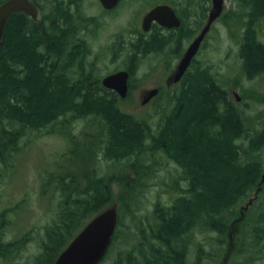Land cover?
Masks as SVG:
<instances>
[{
  "label": "trees",
  "instance_id": "obj_1",
  "mask_svg": "<svg viewBox=\"0 0 264 264\" xmlns=\"http://www.w3.org/2000/svg\"><path fill=\"white\" fill-rule=\"evenodd\" d=\"M43 1L54 10L48 13L39 3L38 21L21 12L10 16L0 50V175L18 164L28 132L47 130L67 142L51 167L38 174L44 179L42 191L47 186L59 196L51 222L41 229L33 264H53L84 225L111 204L113 186L119 192L120 212L133 214L141 207L139 193L149 186L153 170L169 162L180 170L178 180L171 181L176 193L167 205H156L148 234L138 228L137 248L111 264L220 263L227 228L260 183L264 111L256 118L246 115L218 77L198 65L178 89L168 91L160 122L152 125L136 118L120 107L123 99L101 85L94 74L97 68L88 63L92 50L85 44L80 49L75 40L78 28L72 31L71 23L79 15L73 16L69 3ZM234 1L240 8L233 13L239 34L232 37H238L243 73L253 79L264 74V26H258L260 20L264 25V0ZM241 9L247 10L245 20ZM136 49H127L128 55L146 54ZM123 50L113 49L112 55ZM258 101L264 103V98ZM74 120L84 126L78 136ZM85 153L88 167L78 163ZM100 154L111 163L105 172L98 165ZM263 189L264 184L254 200L258 205L252 206L261 211L254 217L244 212L240 221L239 236L248 238L254 255L238 262L239 252H234L229 264H249L255 249H264ZM2 218L0 213V261L15 264L20 246L14 240L4 242ZM122 224L118 215L105 256ZM243 245L240 255L248 251L244 240Z\"/></svg>",
  "mask_w": 264,
  "mask_h": 264
},
{
  "label": "rangeland",
  "instance_id": "obj_2",
  "mask_svg": "<svg viewBox=\"0 0 264 264\" xmlns=\"http://www.w3.org/2000/svg\"><path fill=\"white\" fill-rule=\"evenodd\" d=\"M38 2L45 6L46 12L50 13V5L43 0H38ZM74 2H78V5L74 6V10L76 9L75 12L79 15V17L74 19L80 21L79 25L85 24V35L87 33L89 42L92 41V52L88 58V63L90 67L93 65L94 68H97V71H94L95 76H99L101 79L106 74L127 67L131 59L130 54L128 55L127 53V49H130L128 36L136 30L141 17L140 12L149 7L146 6L147 3L137 1L138 3L135 2L128 7L122 6L112 16L110 14L103 15L95 0H81V3L79 0H74ZM241 10H243L242 19L245 20L247 10ZM236 12L240 13L237 2L224 0L222 14L213 23L212 30L208 35L207 45L200 49L196 57L195 70L198 65L208 67L209 72L214 73L218 77L219 82L229 92L235 103L239 104V110L244 111L251 118H256L264 111V103L258 101V99L264 98V74L257 76V78L249 79L243 73L242 60L239 57L238 37H232V33L235 35L239 34L238 25L233 20V13ZM228 14L229 17H227ZM260 22L263 21L260 20ZM260 22L258 26H264ZM77 32H79V29ZM115 40L117 48L122 49L123 46L124 50L121 54L118 53L120 55L113 56V49L110 48H112ZM120 46L121 48H119ZM166 57V55H159L153 59H146L145 55L143 57L137 54L136 60H139L137 65L138 76L130 84L128 96L123 98L120 103V107L124 111L133 114L136 118L146 119L152 125L158 120L160 122L164 116L161 110H163L168 91L173 89V87H166L162 79L165 70L163 61H165ZM159 79H162V81L157 85L162 86L163 95L147 105H141V91L155 87V83ZM234 91L240 96L239 102L235 100L232 94ZM161 106L162 109L160 108ZM72 124H74L73 131L78 136L84 129L83 123L74 120ZM23 142H25V151L18 164L13 170L0 175V213L3 218L6 217V221L4 220L2 224V238L4 242L14 240L19 243L20 247L15 250V264H33L36 255L39 253L38 238H43L41 229L44 225L51 222L55 212L57 196H59L58 193L53 194V196L51 194L53 190L47 186H43L44 190L42 191L44 179L39 178L38 174L41 168L51 167L50 162L54 156L58 155L57 153L63 149L64 144L67 142L59 134H48L47 130H41L37 133L28 132L22 139ZM237 142L240 144V140ZM263 150L260 154L261 162H263ZM79 157L78 163L81 166L88 167V164L84 165L87 153L81 154ZM97 161L100 172H105L111 164L110 161L103 159L101 154L98 155ZM156 167L148 181L149 186L139 193L140 200L138 203L141 207L139 209L134 208L132 210L133 214L128 215L120 212L119 192L115 186L112 187L113 201L105 208L115 207L124 226H119L120 235L100 264H111L119 256L124 257L128 251L134 250L135 247L137 248L139 245L138 228L148 234L149 228L147 226L154 223L153 210L156 205H167L171 196L176 193V189L174 190V187L171 186V181H175L179 177V168L172 162ZM253 195L254 192L250 194L241 206H244ZM256 201L244 211L245 214L251 213V217H254L261 211V207L255 206V208H252L253 204L257 203ZM241 218H243V215L241 216L239 208L237 215L235 214L232 221L233 224L231 226L229 224L227 228L226 235L230 232L229 238L226 237L224 240L223 258L218 264H224L225 259L226 263L227 261L229 262L230 256L227 255V249L230 245L231 249H234L231 250V253L235 252L234 254H238L239 252L240 255L241 246H244L243 240L248 251L240 256L235 255L236 260L240 262V259L242 261L245 259L244 261H246L249 255H254L250 254L253 248L251 249L249 245L251 243L248 238L246 236L242 238L241 234L239 236V231H242L240 226ZM229 239L231 240L229 241ZM199 241L201 243L204 242L200 238ZM259 249L261 248L259 247ZM124 251L123 255H119L120 252ZM255 251V259L249 264H264V249L258 251V248H256Z\"/></svg>",
  "mask_w": 264,
  "mask_h": 264
},
{
  "label": "water",
  "instance_id": "obj_3",
  "mask_svg": "<svg viewBox=\"0 0 264 264\" xmlns=\"http://www.w3.org/2000/svg\"><path fill=\"white\" fill-rule=\"evenodd\" d=\"M119 0H99L105 9H111L116 6ZM212 6L208 13L207 21L197 36V38L189 45L181 58L175 74L172 77L177 82L191 60L196 56L199 45L205 34L209 31L212 23L217 20L223 11L224 0H211ZM21 12L29 16L32 20H40V11L31 0H5L0 4V50L2 46L3 32L7 21L12 14ZM152 21H156L163 26H178V19L173 11L167 6H156L151 9L143 18L142 26L147 28ZM128 72L117 71L104 76L101 85L114 91L119 98L123 99L127 95V79ZM158 89H149L146 97L141 100V105L147 104L156 94ZM236 101H240V96L234 91L232 92ZM262 174L259 186L254 196L241 207L240 214L249 208L256 198V195L264 184V150L262 153ZM118 220V213L115 207H107L95 214L84 227L75 235L68 245L59 253L53 264H98L105 256L111 243L112 236L115 232Z\"/></svg>",
  "mask_w": 264,
  "mask_h": 264
},
{
  "label": "flooded vegetation",
  "instance_id": "obj_4",
  "mask_svg": "<svg viewBox=\"0 0 264 264\" xmlns=\"http://www.w3.org/2000/svg\"><path fill=\"white\" fill-rule=\"evenodd\" d=\"M31 1L40 11V17H41V9L40 6L38 5L39 4L38 0H31ZM61 1H63L64 3H69L68 5L70 7V10L72 11L73 16L75 17L77 13L75 12L76 9L74 10V6L75 5L77 6L78 2H74V0H61ZM95 1L97 3V6H99L100 10L103 12L102 13L103 15L110 14L112 16L114 13L120 10L122 6L128 7L137 1L140 2L144 1V3H147L146 6L149 7L144 11L140 12L141 17L140 20L138 21L136 30L130 33L128 36L129 37L128 43H130L129 44L130 49H135V48L137 49L143 48V50L145 49L144 51L146 52L145 54L146 59H153L155 56L166 55L167 57L165 58V61H163L165 70L162 79L164 80L166 87H173L172 90L178 89L182 85L184 79L187 76H189L191 73H194L196 66V57L199 54L200 49H203L207 45L208 35L212 30L213 24L211 25L209 31L205 34L204 38L202 39L196 56H194V58L191 60L190 64L188 65L187 69L185 70L181 78L177 82H174L172 80V77L175 74L179 62L183 57L185 51L187 50L189 45L197 38V36L200 34V32L202 31V29L206 24L208 13L212 6L211 0H119L116 6L111 9H105L100 4L99 0H95ZM79 2L81 3V0H79ZM156 6L169 7L173 11L175 17L178 19L179 22L178 26L168 27V26H163L156 21H152L149 24V26H147V28H144L142 26L144 16ZM52 10H54V8L51 7L50 11ZM71 24H72L71 26L72 31L73 30L75 31L76 27L79 29V32H75L76 33L75 40L77 41L78 44H80V49L86 48L84 44L87 45V49H92L91 47L92 41L89 42L87 33L85 35L86 32L85 24L79 25L80 21L76 19H74V21ZM116 44L117 43L115 40L114 43L112 44V48L110 49H118ZM130 58H131L129 61L130 63L127 65V67L114 71L117 72L123 70L128 72L129 74L127 79L128 91L126 97L128 96L130 91V84H132L133 80H135L138 76V69L135 67L136 56ZM162 79H159L155 83V87L150 88V89H154V88L158 89V93L147 104L159 99V97L163 95L162 86L157 85L162 81ZM147 90L149 89L141 91L140 94L141 100L144 97H146ZM112 92L115 93L114 91ZM230 240L231 239H229V241ZM231 250L234 249L233 248L231 249V245H230L227 249L228 256H230ZM224 264H229V262L227 261L226 263V259H225Z\"/></svg>",
  "mask_w": 264,
  "mask_h": 264
},
{
  "label": "bare ground",
  "instance_id": "obj_5",
  "mask_svg": "<svg viewBox=\"0 0 264 264\" xmlns=\"http://www.w3.org/2000/svg\"><path fill=\"white\" fill-rule=\"evenodd\" d=\"M60 8V7H59ZM186 13V12H185ZM201 14V13H200ZM202 16V15H201ZM197 18V17H196ZM241 33H243V32H241ZM140 47V46H139ZM71 48V47H70ZM119 48H121V46L119 47ZM135 48V47H134ZM139 49V48H138ZM141 49V48H140ZM143 49V48H142ZM137 50V49H136ZM145 50V49H144ZM155 50V49H154ZM141 51V50H140ZM143 51V50H142ZM152 51V50H151ZM154 52V51H153ZM159 52V51H158ZM135 54V53H134ZM82 55V54H81ZM83 57V56H82ZM131 57V56H130ZM144 57V56H143ZM76 58V57H75ZM81 58V57H80ZM96 58V57H95ZM55 59V58H54ZM78 59V58H77ZM137 62H138V60H137ZM62 63V62H61ZM70 72V71H69ZM247 77V76H246ZM254 78V77H253ZM257 78V77H256ZM84 79V78H83ZM254 83V82H253ZM262 83V82H261ZM264 84V83H263ZM169 94V93H168ZM173 95H174V93H173ZM168 96V95H167ZM171 96V95H170ZM172 98V97H171ZM175 104V103H174ZM173 104V105H174ZM170 115V114H169ZM162 119V118H161ZM260 120V119H259ZM159 123V122H158ZM161 125V124H160ZM158 134V133H157ZM250 138V137H249ZM182 178V177H181ZM176 180H178V179H176ZM264 190V189H263ZM262 197V196H261ZM259 199H260V197H259ZM258 205V204H257ZM261 205V204H260ZM258 209V208H257ZM255 213V212H254ZM252 216V215H251ZM255 216V215H254ZM197 230V229H196Z\"/></svg>",
  "mask_w": 264,
  "mask_h": 264
}]
</instances>
